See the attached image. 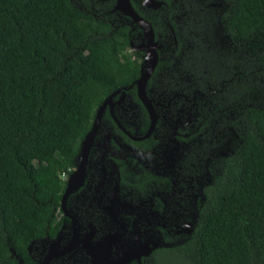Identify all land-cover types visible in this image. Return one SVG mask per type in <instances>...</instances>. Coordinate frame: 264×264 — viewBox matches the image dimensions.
Listing matches in <instances>:
<instances>
[{
	"label": "trees",
	"instance_id": "obj_1",
	"mask_svg": "<svg viewBox=\"0 0 264 264\" xmlns=\"http://www.w3.org/2000/svg\"><path fill=\"white\" fill-rule=\"evenodd\" d=\"M163 1L186 11L176 51L189 54V91L203 93V149L223 146L230 130L232 147L209 155L186 239L153 260L264 264V0ZM114 3L0 0V264H16L47 231L96 105L138 75L135 31Z\"/></svg>",
	"mask_w": 264,
	"mask_h": 264
},
{
	"label": "flooded vegetation",
	"instance_id": "obj_2",
	"mask_svg": "<svg viewBox=\"0 0 264 264\" xmlns=\"http://www.w3.org/2000/svg\"><path fill=\"white\" fill-rule=\"evenodd\" d=\"M157 1L140 0L133 8L149 22L156 41L157 59L141 86L144 100L135 81L145 52L133 49L144 37L126 16L124 22L135 31L129 52L139 61L138 75L96 105L72 165L61 174L53 221L43 236L15 254L16 264H155L157 249L181 243L190 233L202 188L210 181L198 162L205 150L203 93L189 91V54L176 51L177 38L188 40L179 26L186 11L176 12L182 4ZM155 18L158 31L148 20ZM163 60L166 65L157 67Z\"/></svg>",
	"mask_w": 264,
	"mask_h": 264
},
{
	"label": "water",
	"instance_id": "obj_3",
	"mask_svg": "<svg viewBox=\"0 0 264 264\" xmlns=\"http://www.w3.org/2000/svg\"><path fill=\"white\" fill-rule=\"evenodd\" d=\"M146 2H151L155 5H159L161 3L160 1H157V0H145V3ZM111 10L120 11L123 15L127 16L133 23H135L142 31L144 41L141 42L140 44L133 46V49H141V50H144L145 52V58L143 60L144 62L143 67L141 66L140 74L135 81L138 87V90H137L138 95L141 100H144L143 99L144 97L142 96V92H141V86L143 85L147 76L153 69L156 59H157L156 41L154 40V35H153L151 25L149 24L147 20H145L144 18H142L140 15L136 13V11L133 9L129 0H115V3ZM104 102L105 100L100 104V106L96 110L95 119L92 122L91 130L95 126L96 118ZM152 120H153V117H152ZM90 134H91V131L85 135V140L88 139Z\"/></svg>",
	"mask_w": 264,
	"mask_h": 264
},
{
	"label": "rangeland",
	"instance_id": "obj_4",
	"mask_svg": "<svg viewBox=\"0 0 264 264\" xmlns=\"http://www.w3.org/2000/svg\"><path fill=\"white\" fill-rule=\"evenodd\" d=\"M221 37V36H220ZM220 40H222L221 38H220ZM231 131V135H230V137H229V140L228 141H225V143H224V145L223 146H218V147H215V148H211V150H210V152H209V155H211L212 157H216L217 155H223V154H225V153H227L228 152V150L230 149L229 147L231 146L232 147V130H230ZM233 135H234V133H233ZM235 136V135H234ZM204 137V136H203ZM203 143V142H202ZM204 145V144H203ZM189 147H197V142L194 144V145H190ZM204 155L203 156V159H200L198 162H202V165H204V168H203V171H205V172H207L206 170H205V165H206V163L208 164V162L210 161V157L211 156H209L208 155V152H206V150H203V152L202 153H200V155ZM197 163V162H196ZM208 173V172H207ZM205 177H207L206 179H209V177H208V175L207 174H205Z\"/></svg>",
	"mask_w": 264,
	"mask_h": 264
}]
</instances>
